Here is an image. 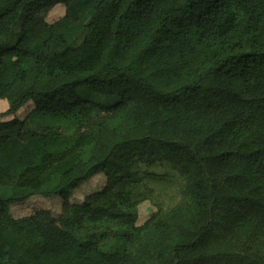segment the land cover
<instances>
[{"label": "trees", "instance_id": "1", "mask_svg": "<svg viewBox=\"0 0 264 264\" xmlns=\"http://www.w3.org/2000/svg\"><path fill=\"white\" fill-rule=\"evenodd\" d=\"M0 100V264H264V0H0Z\"/></svg>", "mask_w": 264, "mask_h": 264}, {"label": "rangeland", "instance_id": "2", "mask_svg": "<svg viewBox=\"0 0 264 264\" xmlns=\"http://www.w3.org/2000/svg\"><path fill=\"white\" fill-rule=\"evenodd\" d=\"M63 9L61 10V6H59V8L52 10L48 15L44 16L45 20L49 23H54L60 20L65 15V9ZM39 24L40 21L34 23L31 26V31L33 32ZM29 104L32 103L30 102ZM29 106L30 105L26 106L22 112H20L22 116L27 113ZM138 172L143 177V182L136 185V189H138L140 193L147 194L149 197V200L144 202L139 208L137 225L140 226L157 212L158 206L164 210H168L180 202L182 198L183 180L177 172L166 167H154L149 169L143 166L138 169ZM87 183L83 184L81 188H84ZM103 183L102 178H97L92 191L95 188L99 189ZM77 190H72L68 194L67 199L72 201L81 198V195L77 193ZM87 193L88 192L85 191L82 195ZM62 204L63 200L59 197H57V199L35 197L26 202L12 206V213L16 218H25L31 216L37 210L49 209L53 212L54 216L59 217L62 214ZM111 243V241H107V243L104 244V248L108 249Z\"/></svg>", "mask_w": 264, "mask_h": 264}, {"label": "crops", "instance_id": "3", "mask_svg": "<svg viewBox=\"0 0 264 264\" xmlns=\"http://www.w3.org/2000/svg\"><path fill=\"white\" fill-rule=\"evenodd\" d=\"M34 107H33V105H30L29 106V108H28V111H27V113L26 114H28L29 112H31V110L33 109ZM8 109H9V106H8V104L5 102V101H2V100H0V114H5L7 111H8ZM23 110V109H22ZM22 110H20L17 114H16V116H7V117H5V121H8V120H10V119H12V118H14V117H17V118H24L25 117V115H21L20 114V112H22ZM22 116V117H21ZM91 182V181H90ZM88 182V186L86 187V191L88 192L87 194H84V195H82V194H80L81 195V197L83 198L84 196H86V195H88V194H92V193H94L95 191H92V189H93V183L91 182ZM79 191L77 190V193H78ZM82 198H78L77 200H82Z\"/></svg>", "mask_w": 264, "mask_h": 264}]
</instances>
